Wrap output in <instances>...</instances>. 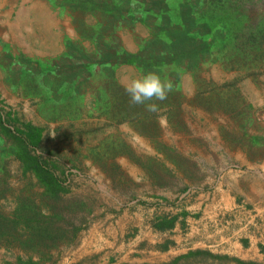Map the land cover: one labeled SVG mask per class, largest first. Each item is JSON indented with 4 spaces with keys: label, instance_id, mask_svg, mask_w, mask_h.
Returning a JSON list of instances; mask_svg holds the SVG:
<instances>
[{
    "label": "rangeland",
    "instance_id": "1",
    "mask_svg": "<svg viewBox=\"0 0 264 264\" xmlns=\"http://www.w3.org/2000/svg\"><path fill=\"white\" fill-rule=\"evenodd\" d=\"M0 264H264V0H0Z\"/></svg>",
    "mask_w": 264,
    "mask_h": 264
},
{
    "label": "clouds",
    "instance_id": "2",
    "mask_svg": "<svg viewBox=\"0 0 264 264\" xmlns=\"http://www.w3.org/2000/svg\"><path fill=\"white\" fill-rule=\"evenodd\" d=\"M124 90L132 105H142L149 112L158 111L154 101L167 99L168 93L173 91V84L167 79H161L156 72H147L123 84Z\"/></svg>",
    "mask_w": 264,
    "mask_h": 264
},
{
    "label": "crops",
    "instance_id": "3",
    "mask_svg": "<svg viewBox=\"0 0 264 264\" xmlns=\"http://www.w3.org/2000/svg\"><path fill=\"white\" fill-rule=\"evenodd\" d=\"M32 6H33V7H36L35 5H32ZM33 7H32V8H33Z\"/></svg>",
    "mask_w": 264,
    "mask_h": 264
}]
</instances>
